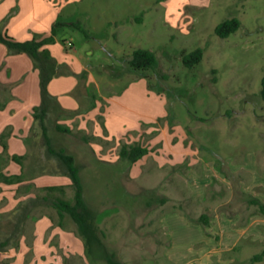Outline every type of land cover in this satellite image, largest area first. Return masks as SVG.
I'll return each mask as SVG.
<instances>
[{
    "label": "rangeland",
    "instance_id": "374dc122",
    "mask_svg": "<svg viewBox=\"0 0 264 264\" xmlns=\"http://www.w3.org/2000/svg\"><path fill=\"white\" fill-rule=\"evenodd\" d=\"M230 18L240 27L219 38L215 27ZM59 20L68 25L55 29L58 40L48 47L59 66L48 93L66 110L46 122L47 136L79 166L106 249L123 264H264L251 261L264 248V214L247 202L254 197L264 204V0H0V28L15 41L49 37ZM198 48L201 62L185 67L182 53ZM135 49L153 52L158 70H132ZM8 67L1 60L0 77ZM0 80L7 93L27 95L38 87V77L22 85L16 83L21 78ZM9 120L19 126L23 112ZM55 122L73 126L71 134L57 132ZM35 131L43 170L54 173L39 177L63 185L69 178L46 156L38 125ZM17 141L11 143L16 151ZM135 143L150 153L134 165L116 157L122 145ZM15 188L0 180V241L12 233L15 212L29 196L44 194L42 187H31L29 195ZM63 188L71 199V187ZM202 213L211 217L206 239L190 247L172 240L165 217L195 224ZM43 216L52 225L42 239L35 223ZM57 220L46 204L32 208L18 245L8 246L0 260L106 264L84 259L74 252L77 244L72 250L53 234ZM61 229L76 236L69 217Z\"/></svg>",
    "mask_w": 264,
    "mask_h": 264
},
{
    "label": "trees",
    "instance_id": "16d2710c",
    "mask_svg": "<svg viewBox=\"0 0 264 264\" xmlns=\"http://www.w3.org/2000/svg\"><path fill=\"white\" fill-rule=\"evenodd\" d=\"M63 24L68 25L67 23L57 21L52 27V34L54 35L55 29ZM239 27L240 21L237 18H230L218 24L215 27L214 32L219 38H227L235 33ZM54 41L53 36H50L41 40L32 39L19 42L12 39L3 29L0 28V44H3L7 48L8 53L26 54L31 59L34 68L38 70L41 102L39 106L33 108L32 116L34 121L38 122L40 125V129L45 139L47 156L57 160L60 166H62L64 170L63 174H66L70 180L73 195L71 199H65L63 197L64 188L62 186L43 187V195H36L29 199L15 212V220L12 222V233L7 235L4 240L0 241V253L6 251L7 247H10L13 243H15L16 246L18 245L17 236L22 234L24 222L29 217L32 208L46 204L55 210L58 216V227L63 228L65 217H69L72 220L76 227V236L83 244L84 256L86 259H89L92 263L102 260L105 261L106 264H123L116 259L113 253H110L106 249L103 242V233L97 226L96 213L90 208L84 198V189L80 177L79 166L76 165L73 156L67 154L63 149H54L47 136L46 120L50 110V102L52 100L47 88L59 66L44 47L53 44ZM202 58L203 50L198 48L188 54L182 53L181 61L185 67L192 68L199 64ZM128 65L132 70L138 72L156 71L159 68V61L153 52L149 50L135 49L130 55ZM260 96L264 100V77L261 79ZM55 130L60 133L71 134V130L68 127H64L60 124H56ZM8 136V131H4L0 135V145L3 147V153L0 154V180L6 184H14L19 182V177H6L2 174V169L9 160L19 163L22 157L16 155L9 157L5 154V139ZM81 139L83 142L88 143L89 139L86 135L82 136ZM149 153L150 148L148 146L139 143L124 144L118 152V158L127 161L130 164H134ZM160 200L161 203H164L167 199L166 197H161ZM247 202L250 205L257 206L259 212L264 214V204H262L259 199L251 197ZM210 221L211 217L206 213H202L194 222L206 228L209 226ZM251 261L263 262L264 248L259 254L252 257ZM0 264L10 263L2 262L0 260Z\"/></svg>",
    "mask_w": 264,
    "mask_h": 264
},
{
    "label": "crops",
    "instance_id": "0c3cea01",
    "mask_svg": "<svg viewBox=\"0 0 264 264\" xmlns=\"http://www.w3.org/2000/svg\"><path fill=\"white\" fill-rule=\"evenodd\" d=\"M67 17H69L67 18L69 21L72 17V14H70ZM63 23H67V21H64ZM66 26H67L66 24H63L61 27L66 28ZM5 32L8 35L7 33L8 31L6 29H5ZM51 36H53L55 41L58 40V38L55 36V33L54 35L52 34V31H51ZM44 38H47V37H44ZM44 38H41V39H44ZM50 45H47L44 48L48 51V47ZM2 58L5 60L6 64H8L10 67H8L7 71L9 73L7 74V76L3 75L0 78L5 79V80L6 79L19 80L21 78L23 80L16 82L17 84H21L26 81L27 77H30L33 82H34V79L38 77V87L35 89V91L31 90L30 91L31 93H28L27 95H24L20 91H15V90L11 93H7V90L4 87H2L3 85H7L6 82L4 83L0 80L1 81L0 82V107L4 106L3 110L0 111V135L4 132V129L6 127H10V131H8L10 138H8L9 137L8 136L5 139V142H6L5 154H7L9 157L14 156V155L22 157L19 163L9 160L7 162L8 163L7 165L9 166L11 165L10 166L11 170L9 172V169L4 170L3 168L2 174H4L5 176L19 177V182L15 183L16 184L15 192L18 189V191H20L22 194L26 193L27 195L30 194L29 191L31 187H36V188H40V187L43 188V187H50V186L69 187L70 180L66 181L65 179L63 182L64 184L62 185V184H58L57 182H51L50 180H45L39 177V175L41 174H54V173L46 172L45 170H43V167H42L43 165L41 161L42 148L40 147L41 138L38 136V132L35 131L36 125H38L39 128H40V125L38 124V122L34 121L33 116H32L33 108L39 106L41 102L38 70L34 68V65L31 59L26 54H23V53L9 54L7 52V48L3 44L2 45L0 44V63H1V60H3ZM64 72L67 73L69 71L66 70ZM82 79L83 78H81V80ZM21 85L17 86V90L21 88ZM48 87H49V84H48ZM84 91H85L84 93L87 92L86 90ZM96 93H98V91H96L95 94ZM90 95L93 96L94 92L91 91ZM98 95L100 97L102 96L101 94L98 93L97 95H94L93 98H96L95 96L99 97ZM50 96L52 100L50 102V110H49V114L47 116L46 122L50 119L51 116L55 114H57L58 116L60 113L62 114L63 111L66 110L65 106L61 105L60 103H57L54 97L52 95ZM5 112L7 113L9 112L11 114V117L9 119H13L19 113L23 112L24 121L19 126H17V123L11 124L10 120L5 118V116L3 115ZM9 123L11 125H8ZM79 123L80 122H78V125ZM55 124H54V129H55ZM72 124H74L75 127L78 129L76 122H73ZM87 124H88V130L90 132L92 130L91 128L92 124H90L89 121H87ZM65 127H68L71 131L73 129V126H65ZM41 137L43 138L44 145H45V139L43 137V134ZM15 138H18V141H19V148L17 151L13 150L11 147V143L12 141H14ZM2 153H3V147L0 145V154ZM116 157L118 158V155H116ZM11 163H14V165ZM19 187H25L26 189L25 190L19 189ZM2 188L5 190L4 187ZM29 198H33V196H29ZM163 222L166 226H168V229H169L168 232L171 235L172 240H176V241L183 240L184 243H187V245L189 244V247L194 243L195 240L206 239L207 238L206 233L210 232L209 226L211 224V221H210L209 226L206 228L197 223L189 224V222L185 218L179 217V216L165 217V219H163ZM51 225H52V221L50 220V218L48 216H43L42 218L38 219L35 223V228H36L35 233L37 235L38 234L42 235V239H43L45 232H47V230L51 228ZM56 230L57 231H55L53 234H57V236L60 235L61 241L66 243L67 246L70 245V248H72V250H73V245L77 244L76 250H74V252H78V254L85 259L83 244L81 240L78 237H76L75 234H73L72 232L70 233L68 231H64L61 228H58ZM33 248L35 249V245H33ZM66 248L68 249V247ZM48 250L52 253V247H49ZM68 251L70 252V250Z\"/></svg>",
    "mask_w": 264,
    "mask_h": 264
}]
</instances>
